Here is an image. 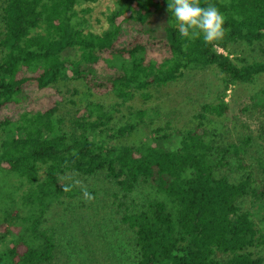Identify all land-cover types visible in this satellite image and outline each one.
<instances>
[{
    "label": "trees",
    "instance_id": "16d2710c",
    "mask_svg": "<svg viewBox=\"0 0 264 264\" xmlns=\"http://www.w3.org/2000/svg\"><path fill=\"white\" fill-rule=\"evenodd\" d=\"M98 1L0 0V264H264V86L234 137L221 122L226 92L264 77V0H198L224 18L213 42L181 37L167 0H112L91 29ZM207 68L214 102L174 139L138 135L158 112L132 102ZM80 178L113 191L99 205Z\"/></svg>",
    "mask_w": 264,
    "mask_h": 264
},
{
    "label": "rangeland",
    "instance_id": "374dc122",
    "mask_svg": "<svg viewBox=\"0 0 264 264\" xmlns=\"http://www.w3.org/2000/svg\"><path fill=\"white\" fill-rule=\"evenodd\" d=\"M112 6V0H99L92 5H83V8L88 7L89 9H91L90 13L85 15L89 27L91 29L104 27L105 15L108 14ZM165 23L166 13L162 12L160 15H157L152 19L148 27L155 32V35L163 36V28L165 26ZM262 86H264V77L257 79L252 85H236L226 92L224 99L226 102H228L229 109L221 122L224 126L225 131L229 132L232 137L235 136L234 125L236 126L237 130L241 129L240 118L244 119V117H247L248 121L250 119H253V117L250 115H246L243 113L241 114L240 109L246 103H248L250 95ZM220 89L221 86L219 83V75L216 69L207 68L204 70H185L181 78L174 82L170 87H166L165 89L160 90L157 95H154L153 98L145 104H141L138 101L132 102V105L136 108H143L148 110L149 108H153L158 112L157 116L152 118L151 120H149L148 117L145 118V122L143 126L140 127L138 135H144L147 137L151 129H156L158 127L166 128L167 123H170V126L162 131L161 134H170L171 138L174 139L176 137V133L188 121V119L199 110L202 104L214 102L216 100L217 94ZM148 112L151 117L152 115L155 116L153 112L150 113V110ZM135 139H137V137H131L129 139H125V141L132 143ZM176 142L177 141L175 140L174 145H171L172 148H174ZM94 182V179L80 178L76 181V184L81 189L96 186V188H94L95 191L97 190L96 202L100 205L106 201L107 193H112L113 188L112 185L106 184L103 181L99 183L100 186L97 187ZM115 191L116 190L114 188V192ZM139 196V193H134L131 197L135 198L133 199L134 201H137V199H139ZM78 198L79 207L81 205L80 201L88 203V199L85 198V196L81 195ZM66 204L67 202H64L60 205V207L58 208L59 214H62V209L67 206ZM72 205L73 204H71L70 206ZM73 215L76 214L74 213L70 216ZM61 220V217L59 220H50L49 218V223H51V221H57V226H59Z\"/></svg>",
    "mask_w": 264,
    "mask_h": 264
},
{
    "label": "clouds",
    "instance_id": "9594fccd",
    "mask_svg": "<svg viewBox=\"0 0 264 264\" xmlns=\"http://www.w3.org/2000/svg\"><path fill=\"white\" fill-rule=\"evenodd\" d=\"M167 5L181 37L194 38L202 34L203 41L213 42L223 36L224 18L214 5L201 7L198 0H167ZM83 195L90 198L87 191Z\"/></svg>",
    "mask_w": 264,
    "mask_h": 264
}]
</instances>
